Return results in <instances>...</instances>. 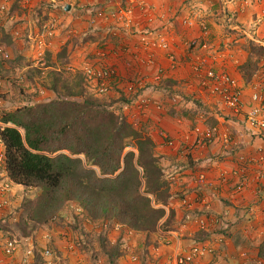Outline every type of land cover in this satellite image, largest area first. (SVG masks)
Returning a JSON list of instances; mask_svg holds the SVG:
<instances>
[{
  "label": "crops",
  "instance_id": "0c3cea01",
  "mask_svg": "<svg viewBox=\"0 0 264 264\" xmlns=\"http://www.w3.org/2000/svg\"><path fill=\"white\" fill-rule=\"evenodd\" d=\"M94 1L98 6H92L91 2ZM28 5L29 2L23 6L28 8ZM37 5L39 7L36 1L32 3L28 14ZM68 5L71 10H63L67 24L81 29H89L91 25L93 28L98 24L97 21L94 22L97 13L92 14V10L101 7H107L108 10L132 8L135 32L146 29L152 34L161 33L169 42L170 49L160 53L157 67L147 68L142 64V55L138 54L137 38L130 34L132 30L127 32L111 20L106 24L109 29L112 28L110 32H103L107 37L104 39L105 43L112 46V55L118 58L117 65L119 64L121 80L124 82L122 87L134 82L138 74L145 78L144 83L149 82L157 87L155 91V86L143 91L142 87L146 84L138 85L139 93L134 94V102L122 106L132 123L136 126H148L172 193L167 209L174 213L172 229L150 235V242H153L149 250L151 256L142 264H176V255L187 252L196 244L199 226L196 220L185 221L189 213L198 220L203 218L208 226L206 231L209 232L208 239L199 244L206 250L205 255L197 257L191 264H257L262 260L259 252L264 243V133L251 129L243 114L248 110L252 93L264 94V58L261 59L260 69L250 83L244 81L240 68L248 58L242 45L246 39L264 46V0H69L66 2V6ZM42 9L44 20L46 15L55 16L61 12ZM28 14L27 11H22L20 19L29 21ZM234 20L235 24H232ZM28 21L23 26L31 28ZM203 26L207 27V34L204 33ZM10 28L11 26L8 33L11 31L13 42L17 44L15 32ZM61 31L58 30L57 37H61L59 39L62 41L64 37ZM95 31V28L91 29L86 35ZM193 41L206 43L207 48L191 46ZM8 48L12 50V47ZM75 51L80 52L77 47ZM170 53L175 54L179 62L175 70L170 69ZM75 55L76 53L73 57ZM197 59H202L207 68L228 73L239 82L243 90V110L240 113L226 108L216 97L217 103L222 104V111L218 110L219 106L212 104L214 95L207 92L199 98L208 116L200 115L193 122L170 115L171 110L177 108V104L175 107L170 104L173 101L168 97V91H172L163 87V84L166 85L168 80L178 81L185 76L191 79L192 60ZM158 67L164 70L166 78L155 81ZM197 87L199 88L198 85ZM125 93L128 94L126 90ZM139 96L149 97L153 104L144 110L137 109L134 103ZM214 122L222 132L231 135L230 145L224 146L220 139L207 147L195 145L194 128L210 126ZM0 154H4L2 143ZM241 156L253 160L246 167L247 180L243 189L237 188L238 177L229 175L227 180L220 178L222 172L231 174L238 167ZM202 173L208 180L203 185L198 181V176ZM3 175L1 174L0 182L4 180ZM184 198L189 200L191 208L183 205ZM1 212L0 210V220L4 221V215L10 212ZM218 217L221 220L219 226L213 221ZM54 230L56 228L51 231L41 229L40 233L45 237V232L49 231L47 235L52 239Z\"/></svg>",
  "mask_w": 264,
  "mask_h": 264
},
{
  "label": "trees",
  "instance_id": "16d2710c",
  "mask_svg": "<svg viewBox=\"0 0 264 264\" xmlns=\"http://www.w3.org/2000/svg\"><path fill=\"white\" fill-rule=\"evenodd\" d=\"M99 9L102 14L108 8ZM97 10L91 13H98ZM42 11L39 8L38 14ZM95 34H87L84 42L96 41L100 36ZM3 43L6 48L16 45L8 31ZM248 45L251 54L240 68L246 83L253 80L264 56L263 46L253 41ZM83 80L77 82L79 90L66 99L28 105L0 118L2 123L11 124L0 128L4 147L0 180L4 174L14 185L40 191L37 197L21 203L22 220L17 226L35 234L48 228L50 221L73 203L80 210L79 216L91 224L115 221L149 237L159 231H171L174 213L167 210L171 186L157 155V145L148 126H136L123 111L122 106L133 103L135 96L127 97L123 80L121 86L113 82L120 95L119 106L114 108L112 103L88 92ZM171 84L165 88L173 92ZM172 92L168 91V97L172 98ZM199 100L196 102L202 106ZM176 107L171 110L172 117L194 122L199 116L197 110H190L185 104ZM244 116L246 122V111ZM13 218L0 220V249L6 239H14L10 237L9 222ZM198 234L194 246L208 239L209 232L199 229ZM102 247L109 263L117 264L119 247H109L107 241ZM259 256L264 259V243Z\"/></svg>",
  "mask_w": 264,
  "mask_h": 264
},
{
  "label": "rangeland",
  "instance_id": "374dc122",
  "mask_svg": "<svg viewBox=\"0 0 264 264\" xmlns=\"http://www.w3.org/2000/svg\"><path fill=\"white\" fill-rule=\"evenodd\" d=\"M35 1L36 4L39 3V7L37 5L28 14L29 6H32V3ZM41 1L22 0L21 4H17L16 0H0L1 45L4 46L3 37L10 26L15 32L14 36L17 42L12 47V50L6 48L9 58H5L3 54H0V118L6 113L14 112L28 105L60 98L66 99L69 94L79 90L77 82L81 81V79H84L82 85L87 88L88 92L97 96L92 86L90 87L86 78H84L83 69L87 64L114 67L121 77L119 64L117 65L118 58L113 56L112 53L102 56L103 52H105L103 49H112V46L109 47V44L105 43L106 40L104 39L107 37L103 33L104 31L110 32L112 29H109L106 25L111 21L106 19V14L109 12L108 9L102 14H100L101 9L97 10L98 13L94 17V22L97 21L98 24L93 28L91 25L89 29L85 27L81 29L75 27V25L74 27L68 25L63 10L58 9L57 11H61L60 14L55 16L53 14H51L52 16L46 15L50 21L56 20V27L51 30V32L53 31V36L40 39L37 35L40 32L44 16L43 13L38 14L39 8H43ZM63 1L68 2L69 0ZM28 2V8H25L23 5ZM96 3L95 1L91 2L92 6H98V4L95 5ZM44 10L46 9L44 8ZM22 11H27L29 21L20 19ZM76 16L80 18L79 14ZM26 21H28L27 23H31V28L23 26V23ZM234 22L235 20L232 21V24H235ZM94 28L96 29L95 33L100 37L91 44L85 43L86 33ZM59 29L62 30V36L64 37L62 41L60 40L61 37H57ZM146 32L151 33L146 29L139 30V33ZM97 34L95 35L97 36ZM40 40L43 42H40ZM62 42L65 43L63 44ZM250 42L252 41L246 39L242 44L243 51L248 57L251 54L250 46L248 45ZM254 43L260 46L259 43ZM75 47L80 52H76ZM75 53L76 55L73 57ZM139 55L142 54L140 53ZM114 57L117 58H115L116 62ZM263 58L264 56L261 59ZM170 81L174 82L172 83L173 85ZM145 84V87H142L143 91L154 86L153 91L157 88L156 85L149 82H145ZM170 84L173 86L172 89L176 88L172 92V98L176 97V100L173 101L174 104L170 103L172 106L185 104L190 110H197L196 114L199 116L207 115L206 108L203 105H198L196 102L200 99L199 96L206 95L207 93L202 94L203 92L197 87L198 82L195 76L191 79L185 76L182 79H178V81L168 80L166 85L163 84V87H169ZM121 91L123 90L121 89ZM138 91L139 89L136 88V91L131 94L128 93L127 97L131 98ZM119 97L120 95L116 87L112 86L109 94L99 96L98 98L112 103V106L117 108L119 106ZM212 99L214 100L212 102L213 106L217 104L219 106L218 110L222 111V104L217 103L218 99L216 96H213ZM3 161L0 162V165L3 164ZM3 176L4 180L0 182V206L2 205L0 210L2 211L1 214L10 212L8 215H4L6 219L14 216V220L9 221L11 222L10 237L16 239L18 248L13 256H6L3 248H1L0 264H110L102 247L104 241L108 242L109 247H119L120 255L117 258V264H142L146 259L149 260L151 256V251L149 250H151L150 246L153 244L152 241L150 242L149 236L133 231L115 221H102L91 224L79 216L76 210L77 206L73 203L63 209L62 214L57 217V220L53 224L50 221V226L43 228V230L49 231L56 228L53 231V238L49 242L48 238L45 239L47 241L44 240V236L40 233V230L32 234L30 230L19 228L17 222L20 223L22 220L20 215L21 203L26 198L37 197L40 195V191L38 189H28L23 186L14 185L6 180L7 177L5 175ZM8 184H10L8 191H1ZM48 232H45V236H48ZM46 249H49L51 252L50 256H46ZM29 251H32V253H28Z\"/></svg>",
  "mask_w": 264,
  "mask_h": 264
},
{
  "label": "built area",
  "instance_id": "2783aa9c",
  "mask_svg": "<svg viewBox=\"0 0 264 264\" xmlns=\"http://www.w3.org/2000/svg\"><path fill=\"white\" fill-rule=\"evenodd\" d=\"M43 8L45 9H53L65 10L66 2L63 0H42ZM111 3V2H110ZM107 20L115 21L120 27H122L125 31L130 32V34H134L137 38V46L139 52L142 54L143 66L147 68L157 67L159 63L160 53L167 52L170 49L168 40L163 38V34H155V33H138L134 32L136 27L135 18H134V10L132 8H111L109 12L106 14ZM56 20H49L46 22H42L40 32L37 37L40 39H45L47 37L53 36V31L51 30L56 27ZM203 31L207 34V27L203 26ZM40 42H43L40 40ZM191 46H200L201 48L206 49L207 44L197 43L193 41ZM103 55L112 53V49L107 48L103 49ZM118 50H115L117 52ZM0 54H3L5 58H9L8 52H6V47L1 45V37H0ZM168 60L171 64L170 69L175 70L179 66V62L177 61V57L175 54L170 53L168 55ZM193 64L191 69L193 71V76H195L196 81L198 82L199 89L201 92L206 94L207 92L213 94L214 96L219 98V101L228 109L235 113H240L243 110V90L239 85V82L234 79L230 74L225 72H219L213 68H207L205 62L202 59L192 60ZM159 71L155 77V81L162 80L166 78L164 74V70L158 67ZM84 76L86 78L89 86L94 89L97 97L104 96L110 93L112 89V83L119 82L121 85V77L119 72L114 67L109 66H96V65H85L83 69ZM138 78L135 79L134 82L129 83L125 90L128 93H132L136 91L138 85H144L145 78L141 77L140 74L137 75ZM137 101L134 103V106L139 110H144L147 106L153 104L152 100L147 96H139L137 97ZM172 101H175L176 98H171ZM174 103V102H173ZM160 109V106H158ZM246 124L254 130L258 132L264 133V94L259 92L252 93L251 103L248 106V110L246 111ZM6 126H11V124H4L0 121V128H4ZM193 133L196 135L195 145L199 147H207L213 144L217 139H220L224 146L230 145L231 143V135L228 132H222L218 126H197L194 128ZM189 151V150H188ZM187 151V152H188ZM4 160V156L0 154V162ZM253 160L241 156L238 159V167L232 170L231 174H227V172H222L220 178L222 180H227L229 175L235 176L239 178V182L237 183V188L243 189L246 186V167ZM198 181L200 184L207 183V176L202 173L198 176ZM10 188V184L5 185L1 191H8ZM184 206L191 208V204L188 199L184 198L182 200ZM2 207V205L0 206ZM77 212L80 210L77 208ZM57 220V217L54 218V221ZM193 221L196 220V223L201 230H207V222L201 218L197 219L196 216L189 213L186 215L185 221ZM215 225L219 226L221 224V220L214 219ZM185 224V223H184ZM186 226V225H185ZM45 239L48 238V242L51 240V237L45 236ZM3 251L6 256H13L18 248V242L16 239H6L4 243ZM28 253H32L29 251ZM46 256H50L51 252L49 249H46ZM206 250L200 246L194 244L190 247V249L185 252H179L175 257L176 264H191L195 261L197 257L204 256ZM24 261V260H23ZM257 264H264V259L259 260Z\"/></svg>",
  "mask_w": 264,
  "mask_h": 264
},
{
  "label": "water",
  "instance_id": "95a60500",
  "mask_svg": "<svg viewBox=\"0 0 264 264\" xmlns=\"http://www.w3.org/2000/svg\"><path fill=\"white\" fill-rule=\"evenodd\" d=\"M65 10L66 11H70L71 10V6L70 5L66 6Z\"/></svg>",
  "mask_w": 264,
  "mask_h": 264
},
{
  "label": "clouds",
  "instance_id": "9594fccd",
  "mask_svg": "<svg viewBox=\"0 0 264 264\" xmlns=\"http://www.w3.org/2000/svg\"><path fill=\"white\" fill-rule=\"evenodd\" d=\"M76 210H77V208H76ZM77 213H80V212H77ZM54 222H55V221H53V220L51 221V223H54ZM50 241H51V240H50Z\"/></svg>",
  "mask_w": 264,
  "mask_h": 264
}]
</instances>
